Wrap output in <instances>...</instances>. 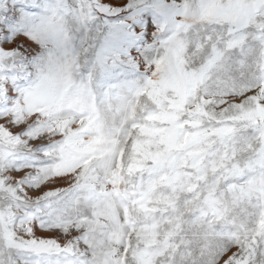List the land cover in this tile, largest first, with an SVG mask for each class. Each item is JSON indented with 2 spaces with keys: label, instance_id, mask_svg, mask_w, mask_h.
<instances>
[{
  "label": "snow or ice",
  "instance_id": "1",
  "mask_svg": "<svg viewBox=\"0 0 264 264\" xmlns=\"http://www.w3.org/2000/svg\"><path fill=\"white\" fill-rule=\"evenodd\" d=\"M0 264H264V0H0Z\"/></svg>",
  "mask_w": 264,
  "mask_h": 264
}]
</instances>
